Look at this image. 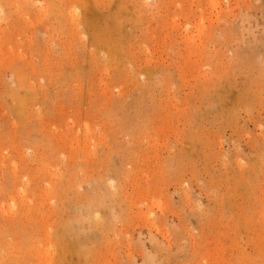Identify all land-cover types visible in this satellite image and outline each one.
I'll return each instance as SVG.
<instances>
[{
	"label": "rangeland",
	"instance_id": "1",
	"mask_svg": "<svg viewBox=\"0 0 264 264\" xmlns=\"http://www.w3.org/2000/svg\"><path fill=\"white\" fill-rule=\"evenodd\" d=\"M0 260L264 264V0H0Z\"/></svg>",
	"mask_w": 264,
	"mask_h": 264
},
{
	"label": "bare ground",
	"instance_id": "2",
	"mask_svg": "<svg viewBox=\"0 0 264 264\" xmlns=\"http://www.w3.org/2000/svg\"><path fill=\"white\" fill-rule=\"evenodd\" d=\"M78 21H79V24H83L82 23V18H79L78 19ZM91 28V27H90ZM97 43L99 44H104V46H106L107 48H108V51H109V56L110 57H112L113 56V51H115V45H113L112 43H113V41L112 42H110V39H109V41H108V39L106 40V38L104 39V38H101V36H100V38L97 40ZM17 97H18V95H16ZM23 97V98H22ZM24 98H25V96L24 95H20V97H19V101H25L24 100ZM59 233V232H58ZM58 235V234H57ZM66 245V244H65ZM67 248V247H66ZM0 262H2V263H6L5 261H3V260H0Z\"/></svg>",
	"mask_w": 264,
	"mask_h": 264
}]
</instances>
